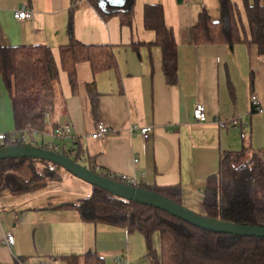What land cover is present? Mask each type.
I'll list each match as a JSON object with an SVG mask.
<instances>
[{
	"label": "crops",
	"instance_id": "obj_1",
	"mask_svg": "<svg viewBox=\"0 0 264 264\" xmlns=\"http://www.w3.org/2000/svg\"><path fill=\"white\" fill-rule=\"evenodd\" d=\"M101 1L96 5L78 2L73 12L74 35L87 45L110 46L116 64L95 73L88 60L78 62L75 87L60 57V47L70 40L71 0H0V43L51 47L62 96L49 120L52 126H72L95 165L135 176L137 185L180 186L182 203L201 213L207 179L218 172L222 153L249 144L264 147V110L252 111L251 101L252 94H257L264 107V56L255 44L245 41H195L199 14L205 9L212 21H219L220 0H126L121 8L108 4L101 8ZM232 1L248 29L244 1ZM131 4V24H123L115 12ZM148 4L163 7L165 22L174 33L175 83L166 80L162 49L154 44L156 32L145 25ZM23 5L33 11L32 18L14 16ZM92 82L99 92L97 116L110 128L97 138L91 136L96 126L88 91ZM5 89L0 79V133L8 134L16 129ZM197 102L206 106V121L194 118ZM232 117L244 123L226 129L215 121ZM144 125L152 127L147 140L140 131ZM48 183L23 193L0 191V264H59L56 257L88 251L97 253L105 264H149L141 233L85 222L77 209L61 206L81 196L49 197L41 191ZM9 230L15 235L12 245L4 241Z\"/></svg>",
	"mask_w": 264,
	"mask_h": 264
},
{
	"label": "trees",
	"instance_id": "obj_2",
	"mask_svg": "<svg viewBox=\"0 0 264 264\" xmlns=\"http://www.w3.org/2000/svg\"><path fill=\"white\" fill-rule=\"evenodd\" d=\"M80 0H71L68 21L70 40L60 47L62 68L77 85L76 65L88 60L94 72L113 67L116 56L107 45H87L74 35L73 12ZM96 5L97 0H87ZM248 29L237 13L232 0H220L219 21L210 19L204 9L194 26V39L198 42H240L255 44L259 55L264 56V0H243ZM101 11V10H100ZM103 10L102 15H110ZM115 13L123 24H131L133 4ZM145 25L156 32L154 44L162 49L163 70L166 80L175 83L178 77L177 46L172 28L164 18L160 4H148L144 11ZM0 79L11 96L15 129L25 128L50 131L56 126L47 123L62 96L59 66L50 46L46 44L4 45L0 43ZM88 91L91 110L98 119L99 92L94 82ZM15 144L11 138L3 144ZM76 155L72 158L86 164L91 170L115 180L125 182L106 171L85 155L77 139ZM42 165L44 168L39 167ZM28 168V169H27ZM61 165L34 157L0 159V190L23 193L58 180ZM68 172V171H67ZM27 174L26 178L23 174ZM140 186L158 192L177 203H182L180 186ZM89 195L62 207L78 210L85 222L103 223L124 227L130 232L141 233L146 241L149 264H264V238L216 232L193 225L166 210L127 200L100 187L91 185ZM201 214L227 222L260 226L264 225V147L229 149L222 153L218 172L211 174L203 193ZM158 233L159 249L154 244ZM60 264H105L97 253L69 254L56 257ZM14 264H20L15 261Z\"/></svg>",
	"mask_w": 264,
	"mask_h": 264
},
{
	"label": "water",
	"instance_id": "obj_3",
	"mask_svg": "<svg viewBox=\"0 0 264 264\" xmlns=\"http://www.w3.org/2000/svg\"><path fill=\"white\" fill-rule=\"evenodd\" d=\"M125 3L126 0H102L100 7H105V5L108 4L121 8L125 5ZM16 157H34L49 160L61 165L68 172L86 181L90 185L105 189L114 195L127 200H133L139 203L161 208L189 223H192L193 225L204 229L216 232L232 233L241 236H256L264 238V225L254 226L232 223L218 218L205 216L187 207L183 203H177L158 192L146 189L140 185H133L115 180L108 176L94 172L86 164L76 161L66 154L47 148L37 147L29 143L0 146V159Z\"/></svg>",
	"mask_w": 264,
	"mask_h": 264
},
{
	"label": "built area",
	"instance_id": "obj_4",
	"mask_svg": "<svg viewBox=\"0 0 264 264\" xmlns=\"http://www.w3.org/2000/svg\"><path fill=\"white\" fill-rule=\"evenodd\" d=\"M14 16L19 20L32 18L33 11L27 5H23L22 7L14 11ZM251 101H252V111L262 112L264 110L263 104L260 101L257 94H252ZM193 114L196 121H201V122L206 121L208 116H207V110L205 104L202 102H197L193 110ZM46 118H47V123L49 124L50 123L49 113L46 114ZM215 121L218 123L220 128H226V129L240 127L244 123V122L242 123V119L239 117H232L229 119L216 118ZM151 129L152 127L148 125H144L140 127L141 134L145 140H147L150 137ZM109 131L110 128L106 125V123L101 118H98L96 120L95 130L93 131L91 136L97 138ZM242 134L244 135V133ZM8 135L15 144L29 143L37 147L47 148L59 153L66 154L71 158L75 156L77 152L75 150L77 137L72 126L70 125L58 126L52 128V130L50 131H41L38 129L25 128L21 131L15 130L14 132L8 134L0 133V144H3L4 140L8 137ZM135 161H137V158L135 159ZM111 174L125 181V183L137 185V179L135 176L125 173L111 172ZM4 241L8 245L14 244L15 235L13 230H9L5 233ZM36 264H43V263L38 262ZM127 264H140V263L134 261H128Z\"/></svg>",
	"mask_w": 264,
	"mask_h": 264
},
{
	"label": "rangeland",
	"instance_id": "obj_5",
	"mask_svg": "<svg viewBox=\"0 0 264 264\" xmlns=\"http://www.w3.org/2000/svg\"><path fill=\"white\" fill-rule=\"evenodd\" d=\"M4 92L7 95L8 100L11 101V96L9 92L7 91V89H5ZM227 129H231V128H227ZM38 166L41 168H44L40 164ZM23 176H25L26 178L28 177V175L25 173L23 174ZM48 182H49L48 183L49 185L41 191L45 190L46 191L45 195H48L49 197L53 195L56 197H61V198H68L74 195L75 196L79 195L83 197L86 195L88 191H91L92 189V186L89 183L84 182V180L82 181L80 178H78L75 175H72L71 173L67 171H61V176L58 178V180H50ZM153 239H154V244L156 248L159 249V246H160L159 234L156 233Z\"/></svg>",
	"mask_w": 264,
	"mask_h": 264
}]
</instances>
